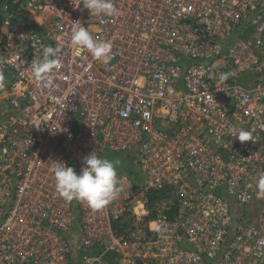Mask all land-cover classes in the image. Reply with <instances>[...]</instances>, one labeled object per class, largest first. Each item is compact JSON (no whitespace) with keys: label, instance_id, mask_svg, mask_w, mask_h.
<instances>
[{"label":"built area","instance_id":"built-area-1","mask_svg":"<svg viewBox=\"0 0 264 264\" xmlns=\"http://www.w3.org/2000/svg\"><path fill=\"white\" fill-rule=\"evenodd\" d=\"M81 2L0 0V264H264V0ZM47 46L63 66L42 88ZM92 152L131 156L101 210L55 188L56 161Z\"/></svg>","mask_w":264,"mask_h":264},{"label":"clouds","instance_id":"clouds-1","mask_svg":"<svg viewBox=\"0 0 264 264\" xmlns=\"http://www.w3.org/2000/svg\"><path fill=\"white\" fill-rule=\"evenodd\" d=\"M81 4L89 11L90 16L111 17L117 14L113 0H82ZM75 24L80 26L72 31V46L77 50H87L97 60L109 62L112 59L111 43L95 39L81 23ZM62 66L59 49L47 46L43 49V58L32 64L31 71L39 87L50 88L56 71ZM230 75L231 73H221L219 79L226 81ZM4 79L3 73H0V87L3 86ZM229 132L241 143L251 140L250 131L235 125L230 127ZM118 164L119 160L101 158L96 152H92L83 158L84 166L77 173L73 167L56 161L53 168L56 192L67 202L76 200L87 203L93 210H101L121 192L116 168ZM257 187L264 190V174L259 176Z\"/></svg>","mask_w":264,"mask_h":264},{"label":"trees","instance_id":"trees-1","mask_svg":"<svg viewBox=\"0 0 264 264\" xmlns=\"http://www.w3.org/2000/svg\"><path fill=\"white\" fill-rule=\"evenodd\" d=\"M0 19H1V14H0ZM112 157V156H111ZM105 157L106 159H110V160H118L120 158H124V161L126 160V164H125V167L123 169H119L120 171H117V172H123V171H130V169H128L127 167L129 166V160H131V156L126 154V153H121V154H116V155H113V157Z\"/></svg>","mask_w":264,"mask_h":264},{"label":"rangeland","instance_id":"rangeland-1","mask_svg":"<svg viewBox=\"0 0 264 264\" xmlns=\"http://www.w3.org/2000/svg\"><path fill=\"white\" fill-rule=\"evenodd\" d=\"M109 157H113V155H108ZM111 157V158H112ZM119 160V164L116 166V168H117V171H120L119 169H123L124 167H125V164H126V160L124 161V158H120V159H118ZM134 179V178H133ZM143 180H144V177H143V175H141V183L143 182ZM136 181V179H134V182Z\"/></svg>","mask_w":264,"mask_h":264}]
</instances>
